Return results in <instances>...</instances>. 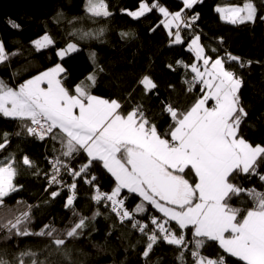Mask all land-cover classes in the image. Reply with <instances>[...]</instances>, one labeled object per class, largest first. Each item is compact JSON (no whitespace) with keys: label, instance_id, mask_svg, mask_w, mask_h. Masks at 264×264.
Wrapping results in <instances>:
<instances>
[{"label":"snow or ice","instance_id":"6c2138e0","mask_svg":"<svg viewBox=\"0 0 264 264\" xmlns=\"http://www.w3.org/2000/svg\"><path fill=\"white\" fill-rule=\"evenodd\" d=\"M202 3L203 0H182L183 9L170 12L159 0L153 3L141 0L137 10L124 11L133 18H140L158 10L164 17L160 23L173 38L172 43L183 44L181 29L191 27L189 21L199 18L198 13L187 16L184 9L193 10ZM261 7H264V0L260 7L255 0H245L242 6H217L215 11L227 23L254 24L257 19L264 21ZM85 10L93 18L112 15L106 0H86ZM8 23L13 29H21L14 20L9 19ZM103 31H79L71 35H79L80 39L98 38ZM130 35L121 33L122 38ZM32 43L40 51L53 46L55 41L45 34ZM188 50L202 64L177 63L190 68L194 74L191 80H185L188 91L201 84L203 95L183 111L171 103L164 104L162 111L172 121L164 131L149 119L142 105L123 111L119 100L93 94L99 74L106 71L98 63L95 52L90 53L93 71L71 88L65 86L66 69L60 63L27 79L17 88L0 79V115L26 121L23 126L27 134L41 141L59 142L60 148H53L59 155L49 161L52 165L49 187L53 184L65 186L62 171L72 177L73 182L66 185L71 194L66 198L65 207L71 208L72 216L76 217L64 230L49 223L33 231L29 227L32 222V206L29 205L27 211L13 219L0 221V231L6 232L5 240L12 236L48 238L43 260L39 259V253L28 250L20 252L13 260L0 256V264L70 262L68 240L83 236L90 221L101 215L97 210L92 217L84 216L74 207L77 178L90 185L96 181L94 175L88 178L93 164L101 165L114 178L115 184L110 193L101 192L96 186L93 199L98 204L110 202L111 212L120 222H130L131 227L146 238L142 252L146 261H150L154 246L166 242L179 250L180 264H186L185 252L193 257V264H229V258L241 264H264V192L234 182L237 177H258L264 182V144H253L242 134L241 125L248 116L240 96L244 79L230 63L236 62L239 68H245L253 61H244L230 52L213 58L201 43L200 35L191 39ZM77 51L78 44L70 42L57 49L56 55L62 60ZM217 51L211 49L213 53ZM9 58L0 40V64ZM168 67L173 68L171 64ZM136 83L142 86L145 95L158 94L154 93L158 84L151 76L143 75ZM131 95L129 93V98ZM0 139L4 141L0 143V151H3L8 144V133L0 135ZM81 154L85 155V163L79 169L72 168L70 161ZM22 163L36 167L28 156L22 158ZM17 175L14 157L0 161V207H5V198L22 187L15 183ZM125 190L127 194L122 196ZM50 195L55 198L60 192L52 191ZM129 195L141 199L134 211L125 205ZM234 198L241 202L250 200L252 207H234ZM151 209L162 215L147 217L153 226L150 228L137 220L135 214ZM212 242L223 254L209 257L201 253V249ZM26 257L29 258L27 262Z\"/></svg>","mask_w":264,"mask_h":264},{"label":"trees","instance_id":"16d2710c","mask_svg":"<svg viewBox=\"0 0 264 264\" xmlns=\"http://www.w3.org/2000/svg\"><path fill=\"white\" fill-rule=\"evenodd\" d=\"M140 2L106 0L112 15L93 18L85 10L86 0H0V40L10 54L9 61L0 64V79L17 88L27 79L62 62L66 69L65 86L71 88L93 71L90 53L95 52L98 63L106 71L99 74L96 87L92 89L93 94L119 100L123 111L137 104L142 105L149 119L157 124L159 130L164 131L172 123L168 114L162 111L164 104L171 103L183 111L203 95L201 84H196L192 91H188L189 85L185 80H191L194 74L190 68L186 69L177 63L183 61L190 65L198 62L188 50V44L195 35H200L201 43L213 58L230 52L244 61H253L251 66L245 68H239L236 62L230 63L244 79L240 96L248 116L241 125L242 134L253 144H264V21L257 19L254 24L242 25L227 23L220 19L216 7L242 6L245 0H203L193 10L184 9L186 15L198 13L199 18L189 22L191 27L181 29L184 43L174 44L168 30L160 23L164 17L158 10L154 9L140 18H133L124 11L138 8ZM148 2L153 3L155 0ZM255 3L260 7L261 0H255ZM159 4L167 7L170 12L183 9L182 0H159ZM260 14L264 15V7L260 8ZM9 19L19 23L21 29H13L8 23ZM100 29L104 31L98 38L80 39L79 35H71L72 32H98ZM121 33L131 35L122 38ZM44 34H49L55 44L37 51L32 42ZM70 42L77 43L79 51L61 60L56 50L66 47ZM211 49L218 51L213 53ZM169 64L173 66L172 69L168 67ZM143 75L151 76L158 84V89L154 90L158 94H144L142 86L136 83ZM129 93H132L130 98ZM25 123L0 115V135L8 133V144L0 151V161L15 158L18 169L15 183L22 185L17 192L5 198L6 206L0 207V221L13 219L27 211L31 205V230L39 231L49 223L64 230L71 226L70 221L76 220L72 216V209L65 207L70 191L57 184L49 187L48 181L52 175L49 161L59 155L53 148L59 149L60 144L58 141H41L28 135L23 126ZM3 142L0 139V143ZM24 156L34 161L36 167L23 165ZM84 163V154L70 161L75 169ZM93 175L96 181L91 185L77 178L74 207L84 216L92 217L97 210L101 215L90 221L83 236L68 240L66 247L71 259L67 264H180L177 259L179 250L166 242L154 246L150 261L145 260L142 252L146 238L137 229H133L130 222L121 223L104 201L98 204L93 199L96 186L101 192L110 193L115 186L114 178L99 164H93L88 178ZM63 181L66 184L73 182L67 173ZM234 182L264 192V182L258 177H237ZM52 191H59L60 195L52 198ZM126 194L125 190L122 196ZM140 203L141 199L135 195H129L125 201L131 211ZM232 203L234 207H252V202L247 199L241 202L234 198ZM150 215L162 214L151 209L150 212L136 213L135 218L151 228L153 226L147 219ZM5 235V231H0V256L13 260L20 252L31 250L39 253L40 260L44 259L43 249L48 244V238L12 236L5 240ZM188 238L191 239L190 232ZM188 247L191 249L192 245ZM201 253L209 257L223 254L214 242L201 249ZM25 259L27 262L29 258ZM185 260L186 264H193V258L188 252H185ZM229 264L241 262L229 258Z\"/></svg>","mask_w":264,"mask_h":264},{"label":"built area","instance_id":"2783aa9c","mask_svg":"<svg viewBox=\"0 0 264 264\" xmlns=\"http://www.w3.org/2000/svg\"><path fill=\"white\" fill-rule=\"evenodd\" d=\"M192 15H193V14H187V16H189V17L192 16ZM189 22H193V21H189ZM70 166L72 167L71 164H70ZM72 168H73V167H72ZM65 174H66V173H64L63 171L61 172L62 180H63ZM50 177H51V176H50ZM50 177H49L48 181L50 180ZM63 182H64V181H63ZM64 185H65V186H64L63 188H67L66 185H68V184H66V183L64 182ZM75 191H76V190H75ZM70 194H71V192H70ZM70 194H69V195H70ZM104 202H105V201H104ZM105 203L110 207V202H105ZM125 205H126V204H125ZM110 209H111V208H110ZM189 246H190V245H189ZM192 258H193V257H192Z\"/></svg>","mask_w":264,"mask_h":264},{"label":"rangeland","instance_id":"374dc122","mask_svg":"<svg viewBox=\"0 0 264 264\" xmlns=\"http://www.w3.org/2000/svg\"><path fill=\"white\" fill-rule=\"evenodd\" d=\"M138 8H136V9H133L132 11H135V10H137ZM45 35V34H44ZM49 35V34H48ZM43 36V35H42ZM41 36V37H42ZM40 38V37H39ZM38 39V38H37ZM60 64H62V62H59ZM62 66H63V64H62ZM53 67V66H52ZM64 67V66H63ZM45 71V70H44ZM34 77V76H33ZM32 78V77H31ZM101 97V96H100ZM103 98V97H102Z\"/></svg>","mask_w":264,"mask_h":264},{"label":"crops","instance_id":"0c3cea01","mask_svg":"<svg viewBox=\"0 0 264 264\" xmlns=\"http://www.w3.org/2000/svg\"><path fill=\"white\" fill-rule=\"evenodd\" d=\"M173 31H175V28H173ZM197 64H198V66L200 65V64H202V61L201 62H197ZM227 66V65H226ZM210 104H211V102H210Z\"/></svg>","mask_w":264,"mask_h":264}]
</instances>
